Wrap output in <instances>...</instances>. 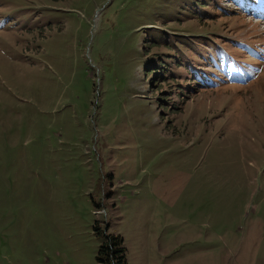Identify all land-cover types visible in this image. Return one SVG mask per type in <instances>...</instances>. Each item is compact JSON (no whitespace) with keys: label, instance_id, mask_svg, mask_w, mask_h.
Masks as SVG:
<instances>
[{"label":"rangeland","instance_id":"1","mask_svg":"<svg viewBox=\"0 0 264 264\" xmlns=\"http://www.w3.org/2000/svg\"><path fill=\"white\" fill-rule=\"evenodd\" d=\"M264 264V0H0V264Z\"/></svg>","mask_w":264,"mask_h":264},{"label":"trees","instance_id":"2","mask_svg":"<svg viewBox=\"0 0 264 264\" xmlns=\"http://www.w3.org/2000/svg\"><path fill=\"white\" fill-rule=\"evenodd\" d=\"M93 228L100 238L95 254L97 264H127L122 235L110 233L107 228L104 232L100 231L96 220L93 222Z\"/></svg>","mask_w":264,"mask_h":264}]
</instances>
